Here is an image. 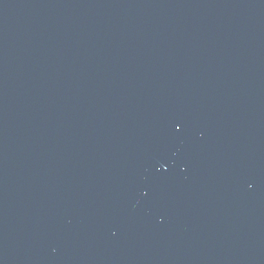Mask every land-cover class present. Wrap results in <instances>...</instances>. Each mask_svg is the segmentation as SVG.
Here are the masks:
<instances>
[{"label": "water", "instance_id": "95a60500", "mask_svg": "<svg viewBox=\"0 0 264 264\" xmlns=\"http://www.w3.org/2000/svg\"><path fill=\"white\" fill-rule=\"evenodd\" d=\"M264 186V0H0V264H242Z\"/></svg>", "mask_w": 264, "mask_h": 264}]
</instances>
